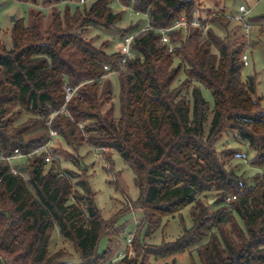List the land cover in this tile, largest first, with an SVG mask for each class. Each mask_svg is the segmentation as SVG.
<instances>
[{"label": "trees", "instance_id": "16d2710c", "mask_svg": "<svg viewBox=\"0 0 264 264\" xmlns=\"http://www.w3.org/2000/svg\"><path fill=\"white\" fill-rule=\"evenodd\" d=\"M25 1L50 7L51 19L44 28L32 11L30 24L23 18L13 22L10 49L0 42V264H104L109 258L99 243L114 233L117 221L103 217L85 177L74 183L79 174L60 168L61 159L73 158L83 169L80 159L53 142L47 167V152H37L52 129L76 146L114 149L132 168L138 197L127 196L125 213L142 214L140 232L135 237L137 228L131 240L138 256L126 250L118 264H149L152 257L177 264L179 254L194 248L200 264H264V174L250 182L227 167L238 149L216 147L234 133L255 151L251 162L264 165L263 98H254L257 74L243 77L245 44L223 39L202 14L209 1L222 4L220 14L227 17L225 0H120L146 15L153 27H171L182 16L204 25L173 30L169 43L154 30L136 34L135 56L117 71V117L113 87L103 78L109 74L105 66L117 69L123 55L96 46L86 33L91 26L111 28L122 12H113L111 0L75 10L71 3L81 0ZM61 2L63 10L57 7ZM215 15L211 19H219ZM140 29L135 25L124 36ZM176 58L181 61L175 65ZM182 70L186 78L174 86ZM194 82L210 90L213 106ZM67 84L76 91L66 103ZM24 113L34 118L18 126ZM19 154L28 162V178L12 167ZM212 192L210 204L203 196ZM188 206L192 225L183 223L175 240L144 242L165 218H183ZM56 229L73 244L80 262L50 253Z\"/></svg>", "mask_w": 264, "mask_h": 264}, {"label": "rangeland", "instance_id": "374dc122", "mask_svg": "<svg viewBox=\"0 0 264 264\" xmlns=\"http://www.w3.org/2000/svg\"><path fill=\"white\" fill-rule=\"evenodd\" d=\"M93 1L94 0L72 2L71 8L72 10H75L76 7L83 9L85 6H89ZM110 4L113 12H122L121 19L116 25L108 29L100 26L89 27L86 37L93 40L96 46L105 44L106 51L114 53L120 51L125 31L127 32L134 28L135 25H137V29L143 28L148 23V19L146 15L136 12L132 4L126 7L120 0H111ZM242 4L250 8L251 11L244 20L241 21L234 19V17L240 14L239 7ZM64 5L65 3L61 2L58 3L57 7L63 10ZM220 7H223L222 4L217 6L213 2H204L203 9H206V11H203L202 14L205 18H209L206 19L208 22L206 26L211 28L225 40H238L239 43L242 42L245 44L243 53L246 52L248 54V64L243 68V77L246 78L250 74H257L258 85L254 98H263L262 105L264 106V18L262 17V15H264V0H225L227 17L220 14ZM32 11L35 15L36 13L39 14L38 20L43 24V27L46 28L51 19L50 7H45L42 3H32L25 0H0V42L8 49L12 47L11 29L13 22L23 18L27 24H30L32 21ZM209 12L216 13L215 16H219V19H211L214 17V14L209 16ZM13 16L14 19H12ZM243 22H246L251 28L249 36L245 35V23ZM213 52H217V49L213 48ZM180 61V58H176L175 65ZM185 78L186 72L182 70L174 86L179 85ZM105 81L111 82L113 87V100L111 102L112 105L108 103L105 105L104 109L107 110L110 105L113 106V114L117 117L120 115L118 97L120 91L119 73H109L103 78V83ZM194 84L201 88L204 97L209 100L213 106L214 99L210 90L204 88V86L198 82H194ZM185 93L188 97H191L190 91H185ZM18 108L17 106L14 110ZM33 118L31 114L24 113L17 120L16 124L18 126L23 125V123ZM46 125L49 126V123ZM36 131H41V129L38 128ZM36 131L31 134H36ZM53 142L71 152L74 158L80 159L83 164V169H81L75 161H73V158L67 160L61 159L60 168L71 169L79 174L78 177L73 179L74 183L85 177L95 193V199L103 217L110 223H113L115 220L117 221V228L114 233L111 234L109 238L103 237L99 243L100 251H103L106 247L108 248L109 258L104 264H111L116 261V258L124 254L126 250H129L128 256H138L137 246H134V241L131 245L128 244L127 237L135 233L138 228V223L142 218V214L140 211L125 213L127 212V204L129 203L127 196L132 201H135L138 197V190L134 185L132 168L114 149L106 150L101 147L91 146L86 142L76 146V144L68 143L67 140L59 134L54 138ZM216 147L218 150L226 148L238 149L237 156L227 161V167L234 169L238 174L248 177L250 182H254V177L256 175L264 174V165L259 166L251 162L255 155V151L249 146L247 141L236 136L234 133L225 134L222 139L216 143ZM50 154L52 161L53 154ZM51 161L48 162L47 167L51 164ZM11 164L15 171L25 174V178H28L26 170L28 162L25 156H15L11 159ZM78 189L84 192L81 187ZM214 195L215 193L213 192L208 193V195L203 196V199H208V202L211 204L215 201ZM226 200L228 201V199ZM182 216L183 218H181L180 215L165 218L156 233L144 238V242L160 244L163 241L175 240L182 233L183 223H185L187 227L192 225L189 206L182 211ZM239 222L242 224L241 220H239ZM139 228L137 229L135 237L140 232ZM57 251H60L62 254L60 260L73 263L80 262L73 244L65 239L56 229L50 242V253ZM166 261H171V258L155 259L152 257L149 264H165ZM193 261L200 264L195 248L192 254L186 251L176 257L177 264H193Z\"/></svg>", "mask_w": 264, "mask_h": 264}, {"label": "built area", "instance_id": "2783aa9c", "mask_svg": "<svg viewBox=\"0 0 264 264\" xmlns=\"http://www.w3.org/2000/svg\"><path fill=\"white\" fill-rule=\"evenodd\" d=\"M82 2H84L85 0H81ZM251 9L248 8L246 5L242 4L240 5L239 7V12L240 14L236 17H234V19H237V20H244V18L250 13ZM245 23L244 25V31H245V35L249 36L250 34V26L246 23V22H243ZM204 25V22L203 21H200L198 20L197 18L193 19V20H188L185 16H182L178 19L175 20V22L173 23V25L171 27H168V28H162V27H153L151 26L150 23H147L146 26H144L143 28H141L140 30L134 32V33H131V34H128L126 36L123 37L122 39V43H121V49H120V52L122 53V58L120 59V66L115 69V70H111L109 66H105V69L111 73V72H117L121 67H123L126 63V61L131 58V57H134L135 56V52L133 50V42H134V39H135V36L138 32L140 31H145V30H154L156 32H159L161 35H162V38L164 40V42H170V33L173 31V30H182L184 32H187L190 27L192 26H202ZM170 50H173V45L170 44V47H169ZM242 59L244 60L245 64H248V54L246 52L243 53L242 55ZM65 90H66V103L72 98L73 94L75 93L76 91V88H73L72 86L70 85H66L65 86ZM66 110V104L64 105V107L62 108V112ZM58 135V132L54 129H52L50 131V138L48 140V142L42 146H40L38 149H37V152H47V156L45 158L46 162H49L51 161V154L49 153V146L52 144L54 138ZM19 155H22V154H19ZM24 156V155H22ZM131 240H132V235H130L128 238H127V242L128 244L131 243ZM125 256V253L122 254V255H119L118 258H116L117 260L112 262L111 264H118V261Z\"/></svg>", "mask_w": 264, "mask_h": 264}, {"label": "water", "instance_id": "95a60500", "mask_svg": "<svg viewBox=\"0 0 264 264\" xmlns=\"http://www.w3.org/2000/svg\"><path fill=\"white\" fill-rule=\"evenodd\" d=\"M12 19H14V16L12 17Z\"/></svg>", "mask_w": 264, "mask_h": 264}]
</instances>
